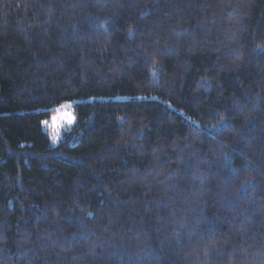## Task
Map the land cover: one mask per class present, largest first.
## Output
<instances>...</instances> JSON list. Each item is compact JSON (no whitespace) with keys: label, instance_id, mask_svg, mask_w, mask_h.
<instances>
[{"label":"trees","instance_id":"16d2710c","mask_svg":"<svg viewBox=\"0 0 264 264\" xmlns=\"http://www.w3.org/2000/svg\"><path fill=\"white\" fill-rule=\"evenodd\" d=\"M0 264H264V0H0Z\"/></svg>","mask_w":264,"mask_h":264},{"label":"snow or ice","instance_id":"6c2138e0","mask_svg":"<svg viewBox=\"0 0 264 264\" xmlns=\"http://www.w3.org/2000/svg\"><path fill=\"white\" fill-rule=\"evenodd\" d=\"M72 102H68L66 104H62L57 108L56 115L52 117V126L54 128H59L64 124H71L74 120V116L72 115L71 109ZM45 125L48 124V121L43 122ZM56 137H54L55 139Z\"/></svg>","mask_w":264,"mask_h":264},{"label":"rangeland","instance_id":"374dc122","mask_svg":"<svg viewBox=\"0 0 264 264\" xmlns=\"http://www.w3.org/2000/svg\"><path fill=\"white\" fill-rule=\"evenodd\" d=\"M68 102H72V101H67V102H65V103H63V104H66V103H68ZM73 104H74V103L72 102L70 111H71L72 115L74 116V120H73V122H72L71 124H64L63 126H61V127H59V128H54V127L52 126V118L49 119V120H45V121H48V124H47V125L44 124V129L50 132V134H51V138H52V141H53V145H58V144L60 143V141H61V140L63 139V137H64V131H65L66 129H68L69 127H71V126L75 123V119H76V117H75V114H74V107H73ZM61 105H62V104H61ZM59 106H60V105H59ZM59 106H57V108H59ZM57 108H56V110H57ZM56 110H55V112H54L53 115H56V114H57V113H56ZM52 117H53V116H52ZM54 137H56V138L54 139Z\"/></svg>","mask_w":264,"mask_h":264}]
</instances>
